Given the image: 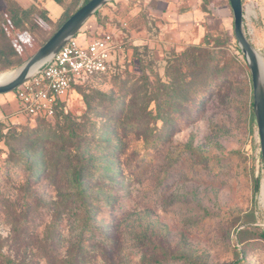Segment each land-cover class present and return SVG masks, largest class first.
<instances>
[{
  "label": "rangeland",
  "instance_id": "obj_1",
  "mask_svg": "<svg viewBox=\"0 0 264 264\" xmlns=\"http://www.w3.org/2000/svg\"><path fill=\"white\" fill-rule=\"evenodd\" d=\"M84 1L0 0V28L23 19L0 31V72ZM242 6L264 58V3ZM107 28L110 71L52 118L0 94V264H264V166L229 0H108L75 37Z\"/></svg>",
  "mask_w": 264,
  "mask_h": 264
},
{
  "label": "built area",
  "instance_id": "obj_2",
  "mask_svg": "<svg viewBox=\"0 0 264 264\" xmlns=\"http://www.w3.org/2000/svg\"><path fill=\"white\" fill-rule=\"evenodd\" d=\"M75 35L15 88L16 113L52 118L74 85L110 71L118 49L115 32L93 33L90 40Z\"/></svg>",
  "mask_w": 264,
  "mask_h": 264
},
{
  "label": "water",
  "instance_id": "obj_3",
  "mask_svg": "<svg viewBox=\"0 0 264 264\" xmlns=\"http://www.w3.org/2000/svg\"><path fill=\"white\" fill-rule=\"evenodd\" d=\"M107 1L88 0L80 6L31 57L16 68L13 75L0 81V94L15 90L16 87L28 79L31 69L36 64L43 61L49 55L53 56L70 37L80 30L83 23ZM229 3L233 15L234 37L246 58L251 73L253 108L260 143V153L264 166V58L254 49L243 31L244 13L242 0H229Z\"/></svg>",
  "mask_w": 264,
  "mask_h": 264
},
{
  "label": "trees",
  "instance_id": "obj_4",
  "mask_svg": "<svg viewBox=\"0 0 264 264\" xmlns=\"http://www.w3.org/2000/svg\"><path fill=\"white\" fill-rule=\"evenodd\" d=\"M87 1L88 0L84 1V3L87 2ZM22 21H23V19H22L21 16H19V13L13 12V16L9 20V22L7 24H5L2 28H0L1 33L3 35H5V32H7V30H9V29H15V28L19 27L20 24L22 23ZM6 26H7V28H6ZM106 73H103V74H106ZM103 74H99V75H96V76H100V75H103ZM96 76H93V77H96ZM81 86H82V83L77 84V85H74L72 90H74V89L77 90ZM60 107L61 106H59L58 108H60ZM33 117H36V118H46V117H42V116H33ZM257 188H258V184L255 185V189H257ZM263 235H264V233H263Z\"/></svg>",
  "mask_w": 264,
  "mask_h": 264
},
{
  "label": "bare ground",
  "instance_id": "obj_5",
  "mask_svg": "<svg viewBox=\"0 0 264 264\" xmlns=\"http://www.w3.org/2000/svg\"><path fill=\"white\" fill-rule=\"evenodd\" d=\"M52 57V55H49L47 58H45L43 61L39 62L38 64H36L30 71L29 73V76L32 75L37 69L38 67L46 60H49L50 58ZM16 71V69H12V70H6V71H3V72H0V81L4 80L5 78L11 76L14 74V72ZM259 195H260V199L261 201L264 202V182L261 184V187H260V192H259ZM262 205V204H261ZM264 205V204H263Z\"/></svg>",
  "mask_w": 264,
  "mask_h": 264
},
{
  "label": "crops",
  "instance_id": "obj_6",
  "mask_svg": "<svg viewBox=\"0 0 264 264\" xmlns=\"http://www.w3.org/2000/svg\"><path fill=\"white\" fill-rule=\"evenodd\" d=\"M261 1H263V3H264V0H261ZM105 30H111V29H109V28H107V29H105ZM105 30H103V31H105ZM113 31V30H112ZM97 33H99V32H97ZM16 102H15V107H14V110L16 111Z\"/></svg>",
  "mask_w": 264,
  "mask_h": 264
}]
</instances>
